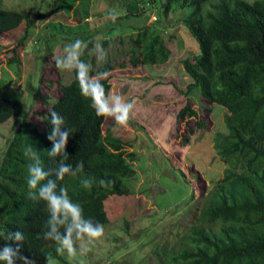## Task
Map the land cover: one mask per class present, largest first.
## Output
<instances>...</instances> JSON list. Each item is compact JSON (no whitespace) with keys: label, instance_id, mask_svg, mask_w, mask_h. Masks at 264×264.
<instances>
[{"label":"trees","instance_id":"obj_1","mask_svg":"<svg viewBox=\"0 0 264 264\" xmlns=\"http://www.w3.org/2000/svg\"><path fill=\"white\" fill-rule=\"evenodd\" d=\"M81 1L52 0L44 13L33 7L23 12L0 6V34L15 29L30 16L45 20L63 7L72 8L75 15L80 6L88 8L84 5L86 0ZM206 4L208 8L203 10ZM173 5H189L181 24L198 48L197 54L181 60L191 81L180 91L186 102L177 117H193L196 126L205 127L206 123L196 118V110L191 106L194 91L208 103V108L216 103L226 109L224 124L228 136L215 144L225 161V175L198 199L194 210L190 208V222L181 226L172 240L156 245L153 256L159 264H264V0H162L160 11L167 15ZM152 8L150 2L148 14ZM133 43L128 56L133 67L162 63L170 53L165 38L148 27L137 31ZM82 59L91 64L93 76L113 68L107 61L95 66L88 59V49ZM72 74L68 82L59 85L48 109L63 115L75 131L66 143L65 151L70 156L67 162L75 164L79 160L83 173L94 182L103 179L111 183H94L91 189H85L78 180L61 183H66L70 197L81 203L86 217L104 225L122 215L111 217L106 200L131 195L133 192L123 187L121 179L134 177L135 171L126 162L131 154L118 151L120 140L108 139L103 143L105 117L97 116L81 96ZM100 79L108 94V78ZM24 108L22 85L0 87V123L12 116L20 117L0 157V233L20 230L24 234L21 252L32 264L51 259L65 263L52 242L43 239L47 213L42 201L28 197L25 182V145L36 148L43 167L53 166L47 156L51 147L46 138L50 125L42 120L43 126L38 127ZM48 109L42 118L46 119L43 116L48 115ZM187 141L184 137L183 142Z\"/></svg>","mask_w":264,"mask_h":264},{"label":"rangeland","instance_id":"obj_2","mask_svg":"<svg viewBox=\"0 0 264 264\" xmlns=\"http://www.w3.org/2000/svg\"><path fill=\"white\" fill-rule=\"evenodd\" d=\"M161 1L86 0L84 5L88 8L80 6V11L75 10L76 16L72 8L63 7L45 20L30 16L15 29L0 34V87L22 85L24 109L40 128L43 122L37 117L46 112L59 85L73 76L54 63L71 39H87L92 48L97 42L94 38L99 36L98 42L107 53L105 61L113 65L104 76L110 83L108 95L122 93L125 99L134 98L126 127L118 126L111 117H105L102 126L103 143L120 140L118 151L131 154L126 162L135 171L134 177L121 179L123 187L133 193L106 200L111 217L122 215L103 225V235L95 243L79 241L73 256L62 253L65 263L51 259L38 264H159L153 249L172 240L181 226L190 222V208L194 210L198 199L225 175V161L215 144L228 136L224 124L226 109L216 103L208 108V103L194 91L191 106L205 127L196 126L193 117H177L186 102L180 91L191 81L181 60L197 54L198 48L181 24L189 5H173L164 15ZM51 2L0 0V6L23 12L33 7L44 13ZM150 2L153 8L148 14ZM206 8L208 4L203 10ZM109 10L118 13L115 22L108 18ZM145 27L165 38L170 53L162 63L133 67L128 61L133 38ZM88 59L95 66L100 63L89 51ZM19 120L20 117L12 116L0 123V157ZM184 137L188 139L186 143Z\"/></svg>","mask_w":264,"mask_h":264},{"label":"clouds","instance_id":"obj_3","mask_svg":"<svg viewBox=\"0 0 264 264\" xmlns=\"http://www.w3.org/2000/svg\"><path fill=\"white\" fill-rule=\"evenodd\" d=\"M117 15L114 10L108 12V18L113 22ZM94 39L97 42L91 49L88 47L90 41L80 38L65 43L63 55L54 58L55 66L74 72L81 96L88 100L89 106L97 116L111 117L118 126L126 127L132 116L134 98L125 99L122 93L109 96L100 79L107 73L98 72L93 76L91 64L82 59L88 49L97 61H105L107 53L98 42L99 36ZM43 117L46 119L37 118L47 120L50 125V131L46 134L47 140L51 142L47 156L52 159L53 166L43 167L36 148L31 144L25 145L23 154L27 159V195L33 200L43 202L47 213L43 239L51 241L58 254L66 253L71 257L77 251V241L95 243L103 235L104 226L99 221L85 216L81 203L70 197L66 183L61 182L78 180L85 189H91L94 183L105 186L111 182L103 179L94 182L92 177L83 173L82 162H67L70 156L65 147L70 134L75 132L74 129L69 127L64 116L54 109H48V115ZM0 241L3 242L0 243V264H17V261L20 264H32L21 252L24 234L20 230L0 233Z\"/></svg>","mask_w":264,"mask_h":264}]
</instances>
